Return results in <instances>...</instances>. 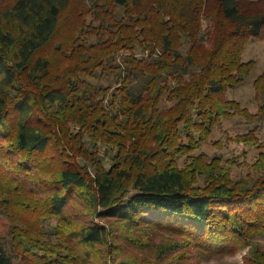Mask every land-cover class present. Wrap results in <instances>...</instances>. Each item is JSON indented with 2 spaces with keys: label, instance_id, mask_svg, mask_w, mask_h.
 Wrapping results in <instances>:
<instances>
[{
  "label": "trees",
  "instance_id": "1",
  "mask_svg": "<svg viewBox=\"0 0 264 264\" xmlns=\"http://www.w3.org/2000/svg\"><path fill=\"white\" fill-rule=\"evenodd\" d=\"M81 2L0 0V209L14 255L203 264L247 250L246 264H264V73L259 112L228 97L254 67L242 55L264 37V0ZM202 18L214 42L185 57L178 39L193 42ZM238 114L257 124L236 141L258 151L240 176L238 156L190 153ZM14 255L0 243V264Z\"/></svg>",
  "mask_w": 264,
  "mask_h": 264
},
{
  "label": "rangeland",
  "instance_id": "2",
  "mask_svg": "<svg viewBox=\"0 0 264 264\" xmlns=\"http://www.w3.org/2000/svg\"><path fill=\"white\" fill-rule=\"evenodd\" d=\"M76 3L82 6L81 0H76ZM214 30H215V21L212 19V21L210 22L205 18H202L200 31H198L195 40L193 42L186 37H181L178 39V45L180 46L181 53L184 54L185 57H187L185 54H188L190 49L193 48L194 43H196L197 45V50H199L200 45H204L208 47L212 46L215 39ZM204 48L205 47L201 49ZM142 53L143 51L140 50L139 55H142ZM242 58H243L242 60L244 61H249V60L255 61L253 62L255 63L254 67L251 70L250 74L245 78V80L241 84H239L236 87L230 88L228 90V97L230 99L238 100L239 102L242 103L244 107L249 109L251 112L257 113L259 112L260 103L256 95L257 93H256L255 81L260 75L264 73V37L252 38L250 41H248L244 48ZM256 124L257 123H255V121H248L244 116H241L239 114L229 118H224L222 123L214 129L208 142L203 144L201 148L190 153L192 155L205 153L209 158L215 155H220V156L222 155L224 158H227L229 156H238L240 164L238 168L237 166L235 167V169H239L237 172H235V174L239 176L244 175L247 172L246 166L255 161L254 156L257 154L258 151L256 149H251V151H249V156L247 157V155H245L247 153L244 152L246 146L241 143L239 144V142L236 141V136L238 134L250 130ZM260 124H261V128L257 132L260 140L264 143V122ZM245 161L246 162L248 161L249 163L243 164ZM180 162L183 163V160H181ZM1 170H0L2 172L0 173L1 175L5 173H9L11 171L8 163L4 164ZM232 176L235 178L237 177L235 175ZM38 188L41 190L40 187ZM77 210L81 211V214L78 215L80 220L88 221L90 219L86 216V214L82 213L83 207L81 205H73V207L70 208V211L73 214L78 213ZM94 221L101 224H105L107 226L110 225V221L108 219H100L97 217L94 218ZM53 223H55L54 220ZM10 228H11V222L6 217V214L3 213V210L0 209V243L5 244L8 252L14 255L10 245H8L10 238L9 237ZM258 241H260L261 244L264 246V232L260 235ZM121 245H122V250L134 252L133 248H130V246L125 245L124 241L122 242ZM246 254H247V250H242L239 251L234 256L233 255L226 256L224 258L211 260L203 264H246L244 262L245 261L244 257ZM13 257L16 264H25L23 262L24 260L23 258L18 257L16 255H14ZM97 263L95 262L93 264H97Z\"/></svg>",
  "mask_w": 264,
  "mask_h": 264
}]
</instances>
